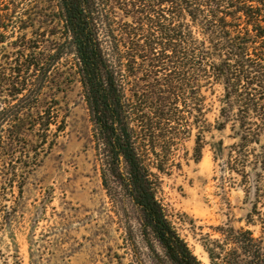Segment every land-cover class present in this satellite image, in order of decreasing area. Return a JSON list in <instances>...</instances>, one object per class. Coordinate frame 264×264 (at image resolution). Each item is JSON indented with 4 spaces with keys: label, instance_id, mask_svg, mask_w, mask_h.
I'll list each match as a JSON object with an SVG mask.
<instances>
[{
    "label": "trees",
    "instance_id": "obj_1",
    "mask_svg": "<svg viewBox=\"0 0 264 264\" xmlns=\"http://www.w3.org/2000/svg\"><path fill=\"white\" fill-rule=\"evenodd\" d=\"M66 56L102 184L135 211L148 250L144 260L130 240L136 263L202 264L157 190L191 125L200 158L210 131L204 91L218 85L217 129L231 124L228 162L249 208L244 227L220 228L205 249L211 264H264V0H0V208L1 188L21 190L65 132Z\"/></svg>",
    "mask_w": 264,
    "mask_h": 264
},
{
    "label": "rangeland",
    "instance_id": "obj_2",
    "mask_svg": "<svg viewBox=\"0 0 264 264\" xmlns=\"http://www.w3.org/2000/svg\"><path fill=\"white\" fill-rule=\"evenodd\" d=\"M55 25L52 20L50 26ZM63 62L68 63L61 96L66 129L27 174L21 190L16 183L1 188L0 264H137L130 240L135 238L144 260L148 250L135 211L126 202H116L102 184L89 111L70 69L72 56ZM221 93L218 85L214 93L204 91L203 126L210 131L204 133L200 158L195 153L198 129L191 125L190 134L170 155L166 173H159L157 190L169 220L202 264H211L205 246L222 238L220 228L244 227L249 208L242 176L231 171L228 162V147L236 142L230 137L231 124L217 129ZM1 160L10 162L6 156ZM6 167L2 169L7 174L11 166Z\"/></svg>",
    "mask_w": 264,
    "mask_h": 264
}]
</instances>
